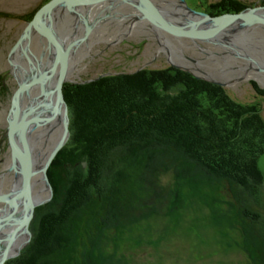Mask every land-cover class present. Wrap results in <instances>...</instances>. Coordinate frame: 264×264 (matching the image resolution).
Listing matches in <instances>:
<instances>
[{"label":"trees","instance_id":"1","mask_svg":"<svg viewBox=\"0 0 264 264\" xmlns=\"http://www.w3.org/2000/svg\"><path fill=\"white\" fill-rule=\"evenodd\" d=\"M68 86L70 135L47 171L51 201L36 209L29 244L6 264H71L83 235L93 246L104 229L162 208L172 214L182 202L174 182L196 171L261 196L264 121L223 88L172 67ZM92 250L82 264H98Z\"/></svg>","mask_w":264,"mask_h":264},{"label":"rangeland","instance_id":"2","mask_svg":"<svg viewBox=\"0 0 264 264\" xmlns=\"http://www.w3.org/2000/svg\"><path fill=\"white\" fill-rule=\"evenodd\" d=\"M41 1L42 0H0V78L2 85L0 89V193L6 192L10 189L13 179V172L5 173L10 163V153L6 139V117L10 106L11 95L16 88V81L13 78L11 66L8 62V53L20 36L23 27L26 25L25 20H27L31 12L36 8V5ZM80 1L86 0H74V4L78 5L80 4ZM121 1L122 0H115L113 1V4L106 3L107 6L91 4L84 7L86 9L89 8L90 10L97 8L98 10L92 11H95L96 13L91 15L95 16L98 14L100 18L102 17V20L100 21L99 26H95V30L93 32L91 31L92 35L87 37L86 41H84L85 44H79L77 46V51H73L72 55L69 54L72 58L70 62L72 73L75 74L76 70H80L86 66L85 72L80 74V77L82 79H88V81L80 83L79 85L88 84L102 78H96L99 66L96 65L98 62L94 61L93 55L98 57L101 54L97 55V52H95L97 47L92 46L94 41L98 42L97 45H99L105 40L106 43H110V46H113L117 42L115 47H113L111 54L108 55V61L104 63L108 68L112 66H130L131 70L129 71H135L131 74L124 73L121 75H132L143 71L137 70L141 67L143 61L134 58L136 57V49H129L126 46L121 45L122 42L129 37H133L136 40L143 36L149 37L151 40L160 39L158 41V49L160 52H165L166 57L168 58V62L163 65L172 67L170 65V63H172L178 67H184L181 65L178 58L180 48L185 42L191 43L192 45L195 44L191 41H179L170 35L163 34V37H166L164 39L155 31L152 33L150 32V36L143 35V31L137 29V26L142 27V22H144L143 26L145 27L149 26L154 29V26L141 17L139 20H136V14L139 16H141V14L126 2ZM154 1L158 4L157 0ZM160 1L165 3L161 5L159 4L161 9L165 13L167 12L164 16L166 15L168 19L176 18L177 20V18H179L180 21L184 20L185 17H188L187 12L184 10L185 7L194 12L211 16L217 9V7H215L216 5L225 6L224 3L226 2V0H219L217 3L215 2L216 0H183V2H180V0ZM229 1H231L230 3L234 2V4L237 2L253 3L258 1L264 3V0ZM80 11L83 13L82 10ZM71 15L74 14L66 11L61 20L58 19L56 24L54 23L55 29L58 32H63L68 28V21L64 20ZM116 16L119 18L118 22ZM81 18L82 17H79L78 19L82 22ZM78 25L75 29H78ZM70 29L74 28L70 27ZM75 29L73 31H75ZM131 29L132 33L136 32V34L134 33L136 36H131L126 32ZM147 29L148 31L151 30L150 28ZM46 31L51 32L50 29H46ZM73 31L69 30L68 35L66 32L64 33L63 39L65 42L77 39L83 34H80L81 32L75 34ZM125 32L127 34H125ZM120 34L123 35L119 36ZM239 34L241 35V32H239ZM160 41L161 43H159ZM228 41L229 40L225 41L227 48L222 49V52H220L219 48L216 49L215 46L212 47V45H210L214 51H217V58L222 61L225 60L224 58L230 45L228 44ZM31 44L36 49H39L40 46L43 48V44L45 45L46 41L36 35V37L32 38ZM197 44L199 45L200 43ZM86 46H90L89 51H85ZM116 50L118 51L115 52ZM35 54L37 55L36 51ZM145 54L146 53L143 55ZM203 56L205 55H202V57ZM18 57V63L23 65V60L20 56ZM37 57L40 58L38 55ZM202 57H198V60L194 63L196 65L195 67L199 68L198 70H191V67H184L195 73L197 77L193 76L189 71H184L175 67L172 68L187 73L196 80L223 88L228 97L237 104H249L250 107L255 108V111L251 110L250 114L253 116L259 115L264 121V101L262 99V101H258L256 98L258 90H260V92L264 91V83L256 84L252 82L251 84L250 80L256 82L253 77L252 79H249L250 77L243 78V76L246 75L254 76L255 73L252 72L251 69H246L244 71L243 69L233 68L234 66L232 67V65L227 67L225 64L215 63L213 60L214 56L209 55L205 56L207 62L205 63V67L201 63ZM44 61H46V59H44ZM184 61L188 62V60L185 59ZM216 62H218V60ZM208 63L211 66H209ZM25 66L27 65L24 63V68H26ZM163 69L164 66H159L154 69V71ZM203 69H205V71ZM202 72L207 73L209 76H205ZM234 72L238 74L237 76L240 78L228 80L227 78H229ZM27 73L29 72L26 71V75ZM205 77H211L213 80L216 79L221 83L218 81L212 83L206 80ZM69 83H71L69 80L64 83L67 84L65 85V88H69ZM65 88L63 87V96ZM35 94H38V89H36V93L34 92V95ZM32 97L24 96L22 98L24 104L23 108H25L26 105L28 106V102ZM58 126H56L55 122L56 133H58ZM35 131L38 130L33 129L28 135H26L27 141L30 144L31 153L35 152L37 154L35 158H32L33 163L34 161H38L33 165L34 167L37 166V164L40 166L42 157L45 154L44 152L48 147H51L54 142L52 141L51 144H49L47 138L43 139V137H40V133L34 134L33 132ZM47 143L48 146H46ZM41 147L44 150H41ZM82 166L85 167L84 164H82ZM257 169L263 179L260 190L261 196L257 200L246 195V193L240 192L241 194L239 195V191L235 189V186H231L226 181L208 177L204 175V173L196 171L191 173V178L189 177L183 181L177 180L174 182V186L182 185L180 188L182 202L178 209L174 211L172 210V214L164 215L163 212L165 211V208H162L159 210H153L154 213L152 212L149 218L147 217L148 220H141L139 223L134 222V224L129 225L123 224L117 229H104L99 234L98 241L93 243V246L89 245L88 236L86 237L83 235L84 238L78 240L76 247L71 253L72 257L70 258V263L82 264L86 260V257L83 254H88L89 249H93V256L99 261L97 262L98 264H264V154L260 155L257 159ZM34 179L36 182L35 196L44 197L47 195L46 192L41 191L42 183L40 180H38V178ZM169 181L170 176H165V178L161 179V184L168 185ZM50 201L35 208L29 225L30 232L31 224L35 219L36 209L44 208V206ZM1 205L2 204H0V207ZM244 213H250V216L248 214L245 215ZM16 257L12 259H15Z\"/></svg>","mask_w":264,"mask_h":264},{"label":"water","instance_id":"3","mask_svg":"<svg viewBox=\"0 0 264 264\" xmlns=\"http://www.w3.org/2000/svg\"><path fill=\"white\" fill-rule=\"evenodd\" d=\"M113 1L115 0H86L80 1V4L77 5L74 4V0H47L36 10L32 19L26 23L20 36L10 48L8 62L16 81V88L11 95L6 117V139L10 163L5 173L13 172V179L10 189L0 193V204L3 205L0 209V264H6L8 260L18 256L29 243L31 239L29 225L35 208L52 198L47 169L69 138L68 104L64 99L62 89L63 84L67 81L68 55L73 44L68 48L64 46L63 39H60L55 31L54 22L56 23L58 19L61 20L65 11L70 12L76 6L83 8L91 4L104 6L106 3L113 4ZM121 2L131 5L155 29L164 31L176 40L191 41L195 45L200 43L209 47L212 45L216 49L227 48L225 41L229 39L224 35L241 22L246 23V20L250 19L248 25L264 26V7L248 8L236 14H223L216 17L197 13L185 7L184 10L188 17H185L182 22L177 18V23H171L163 16L161 7L154 0H122ZM46 29H50L51 32H47ZM35 35L45 39L46 44L52 47L54 52L51 66L45 68L44 71L37 69L38 66L34 67L27 54L30 53L29 45ZM85 36L87 37V33ZM15 55H19L22 60L24 58L27 60L26 68L22 69L23 65L15 61ZM206 55L218 56L217 51L206 53ZM170 65L189 71L172 63ZM26 71L29 72L27 75ZM189 72L197 77L195 73ZM202 74L209 76L205 72ZM205 78L215 83L211 77ZM253 79L257 81L255 78ZM39 83L41 87L37 97L41 101L36 106L22 108V98L25 94L31 95L29 89ZM40 109L47 110V112L44 113ZM42 121L47 123L55 121L56 126L59 125V129L57 139L44 152L41 164L37 168L32 166V153L26 134L28 135L30 129L33 126H38ZM39 174L41 176L39 180L42 183L41 191L47 193L44 197L35 196L36 182L32 179Z\"/></svg>","mask_w":264,"mask_h":264},{"label":"flooded vegetation","instance_id":"4","mask_svg":"<svg viewBox=\"0 0 264 264\" xmlns=\"http://www.w3.org/2000/svg\"><path fill=\"white\" fill-rule=\"evenodd\" d=\"M45 1H47V0H42L40 3H38L36 5V8L31 12V14L27 18V20H25V23H27L28 21H30L32 19L36 10ZM218 1L219 0H216L215 2L217 3ZM230 2L231 1L226 0V2L224 3L225 6H223V5L217 6L216 5L215 7H217V9L214 11V14L211 16L216 17V16H220L223 14H236V13H239L242 10H245L248 8H263L264 7V3L259 2V1L253 2V3L252 2H250V3H241V2L239 3V2H237L235 4H234V2H232V3H230ZM157 3H158V5L159 4L160 5L165 4V3L161 2L160 0H157ZM71 18H72V23H73L72 25L74 27L77 26L79 24L77 18L74 16H71ZM98 25H99V23H97L96 26H98ZM237 26L238 25H236L235 28H237ZM263 27L264 26L256 25V24H253L252 26L244 24L242 27L243 29H241V31L236 29L237 32L235 34V37L234 36L229 37L228 44H230L231 46L229 45V48L227 49V52H226V56H225V58L223 57L225 60L222 61L221 59H218L217 56H214L213 57L214 62L219 63V64H225V66H227V67L228 66L230 67V65H232V67L234 66L233 68L243 69L244 71L246 69H248V70L251 69V71L255 73L254 76L246 75V76H243V78L250 77L249 79H252V77H253L257 80L256 82H254L253 80H250L251 84H252V82L256 83V84H258V82L264 83V29H263ZM86 28L87 27L82 22L81 25L80 24L78 25V29H76L73 32H75V34L77 32L78 33L81 32L80 34L84 33L85 35L87 33V37H89L92 32H91V30L89 31ZM141 28L143 31V33L142 32L141 33L143 35H147V36H150L151 33L154 31V30L152 31V28L149 26L148 27L144 26ZM147 28H150L151 30L148 31ZM69 30H72V29H69ZM232 30H234V28ZM65 31L66 30H64L62 33H64ZM131 31H132V29L127 30L126 32L129 33L131 36L136 34V33L135 34L132 33ZM126 32H125V34H127ZM155 32H158V30L155 29ZM239 32H241V35L239 34ZM122 35L120 34V36H122ZM160 36H161V38H164V39L166 38L165 36L163 37V34ZM159 40L160 39H152L151 40L149 37H145V36L139 38L138 40L134 39L133 37H129V38H126L122 42L121 45H124L129 49H136V57H134V58L135 59L138 58V60L140 59L143 61L141 67L138 68L137 70H154V69L158 68L159 66H161V67L164 66V69H165V67L167 68V66L163 65V64L168 62V58L166 57L165 52L159 51V49H158L159 48L158 47V41ZM159 43H161V41ZM164 43H167V42H164ZM82 44H85V43L82 42ZM97 44H98V42H95V41L92 44L93 47H97L95 50V52H97V55L101 54L98 57L93 55L94 61L98 62V64H96V65L99 66L96 78L114 76V75L119 76V75L124 74V73L131 74V73L135 72V71L134 72L129 71V70H131L130 66H123V67L112 66L110 68L105 66L106 64L104 62L108 61V59H107L109 57L108 55L111 54V52L113 51V47H115V44H117V42L113 46H110V43L109 44L106 43L105 40H103V43H100L99 45H97ZM64 46L66 47V45H64ZM89 49H90V46L89 47L86 46L85 50L89 51ZM117 51L118 50H116L115 52H117ZM70 52H72V51L70 50ZM212 52H214V50L209 46L207 48V46L205 44L192 45L191 43L185 42L184 45H182V47L180 48V53H179L178 58L181 62V65H183L184 67H187V68L191 67V70H198L199 68H196L195 67L196 65L194 64L195 61L198 60V57H202V55L206 56V53H212ZM93 53H94V51H93ZM144 53H146V54L143 55ZM205 56H203L201 58V63L203 64V66H205V63H207ZM220 58H222V57H220ZM71 59H72L71 56L70 57L68 56L69 66L67 67V69L69 70V72L67 75V80L71 81V83H69V84L75 86V84L79 85L80 83L88 81V79L86 80V79H82L80 77V74L85 72L86 66L80 70L75 69L76 70L75 74L71 72V70H72V67L70 66ZM184 59L188 60V62L184 61ZM217 60H218V62H216ZM23 61L27 65V60L25 58L23 59ZM36 66H38V65H36ZM209 66H211V65L209 64ZM38 67H36V68H38ZM203 70L205 71V69H203ZM237 75L238 74H236L234 72L227 79L229 80V79L240 78ZM214 80L218 81L216 79H214ZM218 82L221 83L220 81H218ZM67 84H64L63 87L65 88V85H67ZM32 88L34 89V92L36 93L37 87L33 86ZM62 91H63V89H62ZM36 96L37 95L35 94L33 96L32 100L30 101L32 104L34 103L33 106L36 105V102L38 103L41 101L40 99L37 101L35 99ZM256 98L258 101H262V100L264 101V95H262V94L261 95L257 94ZM28 106L26 105V107H28ZM40 110L43 111L44 113L47 112V110H42V109H40ZM2 206L3 205H1L0 209L2 208Z\"/></svg>","mask_w":264,"mask_h":264},{"label":"bare ground","instance_id":"5","mask_svg":"<svg viewBox=\"0 0 264 264\" xmlns=\"http://www.w3.org/2000/svg\"><path fill=\"white\" fill-rule=\"evenodd\" d=\"M123 5V4H122ZM158 5V4H157ZM89 6V5H88ZM105 6V5H104ZM107 6V5H106ZM160 8V7H159ZM161 9V8H160ZM80 10H82L83 11V13L80 11ZM93 10H98L97 8H94ZM93 10H90L89 8H82V7H74V8H72L71 9V13H73L74 15H71V16H74V17H76L77 18V20H78V22H79V24H82V22H80V19H78L79 17H82L81 18V20L84 22V24L87 26V30H95V26L97 25V23H100V21L102 20V17L100 18L99 17V15L97 14V15H91V14H95L96 12L94 11V12H92ZM108 10V9H107ZM117 12V11H116ZM161 12H162V14H163V16H164V14H167V12L165 13L164 11H162V9H161ZM111 13H112V11H111ZM100 14V13H99ZM125 14V13H124ZM118 15V14H117ZM71 16L69 17H67V19H65L64 21H68V28L66 29V33H67V35L69 34V29H70V27H73L74 29L75 28H77V26H73L72 24V18H71ZM99 17V18H98ZM117 17V16H116ZM116 17H114V18H116ZM143 18L142 16H139L138 14H136V20L138 19L139 20V18ZM165 17H166V15H165ZM108 18V17H107ZM118 18V17H117ZM167 18V17H166ZM144 19V18H143ZM167 20L170 22L171 21V23H177V21H176V18L174 19V18H167ZM63 21V22H64ZM109 21V20H108ZM119 21V18H118V20H117V22ZM116 22V21H115ZM182 22V21H181ZM55 23V22H54ZM106 23V22H105ZM250 23V19L249 20H246V23H239L238 24V26H237V28H234V30H231L230 32H228V33H226L224 36L225 37H227L228 39H229V37H232V36H234L235 34H236V29L237 30H240L241 31V29H243L242 27H243V25L244 24H246V25H248ZM56 24V23H55ZM143 24H144V22H142V27H144L143 26ZM70 26V27H69ZM99 26V25H98ZM148 26V25H147ZM252 26V25H251ZM103 27V26H102ZM115 27V26H114ZM55 28V27H54ZM94 28V29H93ZM137 29H141L142 30V28L140 27V26H137L136 27ZM74 29H72V30H70V31H73ZM81 29V28H80ZM114 29V28H113ZM135 29V28H134ZM263 29H264V27H263ZM76 30V29H75ZM155 31V29H152V31ZM55 31L58 33V36H59V38L60 39H63V36H64V33H62V32H58L56 29H55ZM92 31V32H93ZM117 31V30H116ZM135 31V30H134ZM133 33H136V32H133ZM158 35L160 34V35H162V34H164V35H167V34H165V32L164 31H161V30H158V32H156ZM66 35V34H65ZM91 35H92V33H91ZM120 36V35H119ZM34 37H36V35L34 36ZM90 37V36H89ZM67 38V37H66ZM38 39V38H37ZM86 39H87V37L85 36V34L83 33L82 34V36H80V37H78L77 39H73V40H71L70 42H65V40H64V43H65V45H66V47L68 48V47H70L72 44H73V46H71V48H70V50L72 51V52H70L69 54H71L72 55V53H73V51H77V46L79 45V44H81L82 42H84V41H86ZM45 40V39H44ZM81 40V41H80ZM46 41V40H45ZM47 43V42H46ZM76 43V44H75ZM47 44H43V48L40 46V48L39 49H36L31 43H30V45H29V52L30 53H27L28 54V57L31 59V61L33 62V66L36 64V65H38L39 66V68H37V69H41L42 71H44L45 70V68H48V67H50L51 66V62H52V60H53V54H54V52H53V49H52V47H49V46H46ZM217 45V44H216ZM82 48V47H81ZM222 48H219V50H221ZM35 51L37 52V55L38 56H40V58H38L37 57V55L35 54ZM86 51V50H85ZM40 52V53H39ZM81 52V51H80ZM75 54V53H74ZM86 54V53H85ZM47 55V56H46ZM71 55H68L69 57L71 56ZM87 55V54H86ZM19 56V55H18ZM17 55H15V61H17V59H19V57H18ZM44 56V57H43ZM43 57V58H42ZM44 59H46V61H44ZM35 62V63H34ZM50 62V63H49ZM17 63H18V61H17ZM22 64H23V68L22 69H24V63H23V61H22ZM71 64V63H70ZM36 65L34 66V67H36ZM68 66H69V64H68ZM21 68V67H20ZM67 71L69 72V70L67 69ZM34 72V71H33ZM37 87V89H38V94H36L37 96L39 95V90H40V83L36 86ZM33 90V91H32ZM46 90V89H45ZM48 91V90H47ZM29 93L31 94V95H25V96H29V97H32V96H34V89L31 87L30 89H29ZM35 97V99L38 101L40 98L39 97ZM33 98V97H32ZM32 100V99H31ZM30 100V101H31ZM28 102V105L29 106H33L34 105V103L32 104L31 102ZM25 103V102H24ZM36 104H37V102H36ZM23 102H22V100H21V106H22V108H23ZM36 106V105H35ZM43 110V109H42ZM33 129H36V130H38V131H35V132H33L34 134H37V133H40V137H43V139L44 138H47V142L49 143V144H51V142L52 141H55V139H57L56 138V135H57V133H56V129H55V121H50L49 123H47V122H45V121H42V123H39V125L38 126H33L32 127V129H30V131H32ZM27 135V134H26ZM48 135V136H47ZM31 136V135H30ZM27 139V138H26ZM48 143H47V145L46 146H48ZM39 145V144H38ZM40 146V145H39ZM43 147V146H42ZM42 147L40 148L41 150H44V149H42ZM39 148V147H38ZM33 149V148H32ZM34 153L35 152H32V158L34 157H36V153H35V156H34ZM36 162H38V161H34V163L32 164V166L34 165V164H36ZM39 164H40V162H39ZM34 167V166H33ZM35 167H39L38 166V164H37V166H35ZM34 178H38V180L39 179H41V176H40V174L39 175H36V176H34L33 177V179L32 180H35ZM36 190V189H35Z\"/></svg>","mask_w":264,"mask_h":264}]
</instances>
